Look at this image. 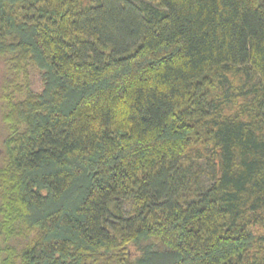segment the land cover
Wrapping results in <instances>:
<instances>
[{
    "label": "trees",
    "instance_id": "obj_1",
    "mask_svg": "<svg viewBox=\"0 0 264 264\" xmlns=\"http://www.w3.org/2000/svg\"><path fill=\"white\" fill-rule=\"evenodd\" d=\"M0 60L21 264H264V0H0Z\"/></svg>",
    "mask_w": 264,
    "mask_h": 264
},
{
    "label": "rangeland",
    "instance_id": "obj_2",
    "mask_svg": "<svg viewBox=\"0 0 264 264\" xmlns=\"http://www.w3.org/2000/svg\"><path fill=\"white\" fill-rule=\"evenodd\" d=\"M134 6H138V3L134 2ZM135 35L133 32L128 33L123 39L125 41L124 43L119 39L110 40L117 47H128L130 44L129 41L135 40ZM4 72V65L0 60V166L5 162L3 141L9 135L8 125L5 122L6 114L9 110V101L12 102L20 98V93L16 89L8 88L7 91L5 90ZM33 89H37V87L34 85ZM184 166L189 167L186 177L191 179V182L187 183L184 191L190 193V196L193 194L194 197L196 189H205L210 184L209 173L211 171L203 160L195 158H192L189 162H185ZM193 183H195V186ZM161 193L167 197L164 189H162ZM133 203L132 199H122L119 201L124 217L132 210ZM18 211L17 205L14 206L12 204L11 207H4L0 195V264H21L20 256L25 246V232L23 231L24 227L20 220L17 219ZM110 221L111 223H115V220L112 218Z\"/></svg>",
    "mask_w": 264,
    "mask_h": 264
}]
</instances>
